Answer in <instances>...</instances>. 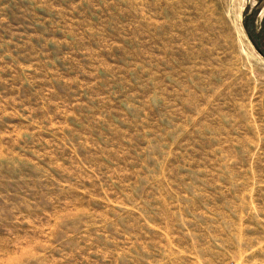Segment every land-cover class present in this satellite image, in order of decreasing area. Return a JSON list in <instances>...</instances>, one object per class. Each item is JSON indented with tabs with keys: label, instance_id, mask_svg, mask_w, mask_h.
I'll return each instance as SVG.
<instances>
[{
	"label": "rangeland",
	"instance_id": "obj_1",
	"mask_svg": "<svg viewBox=\"0 0 264 264\" xmlns=\"http://www.w3.org/2000/svg\"><path fill=\"white\" fill-rule=\"evenodd\" d=\"M0 264H264V0H0Z\"/></svg>",
	"mask_w": 264,
	"mask_h": 264
}]
</instances>
